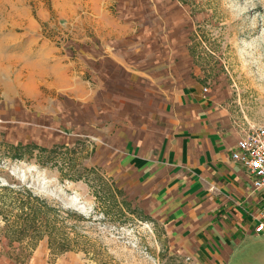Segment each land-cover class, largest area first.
Masks as SVG:
<instances>
[{
  "label": "rangeland",
  "instance_id": "1",
  "mask_svg": "<svg viewBox=\"0 0 264 264\" xmlns=\"http://www.w3.org/2000/svg\"><path fill=\"white\" fill-rule=\"evenodd\" d=\"M152 51L220 94L240 128L264 126V0H0V264H189L139 204L142 216L114 221L92 188L68 179L93 168L118 121L138 117L142 91L124 69L149 67ZM3 143L63 147L41 165L6 159ZM43 200L75 249L55 254L47 237L16 231L22 207ZM233 264H264V241Z\"/></svg>",
  "mask_w": 264,
  "mask_h": 264
},
{
  "label": "crops",
  "instance_id": "2",
  "mask_svg": "<svg viewBox=\"0 0 264 264\" xmlns=\"http://www.w3.org/2000/svg\"><path fill=\"white\" fill-rule=\"evenodd\" d=\"M154 52L149 67L124 69L142 91L132 94L138 117L118 121L91 167L161 220L189 264H233L246 244L264 241V192L230 155L245 129L220 94L178 74L171 52Z\"/></svg>",
  "mask_w": 264,
  "mask_h": 264
},
{
  "label": "trees",
  "instance_id": "3",
  "mask_svg": "<svg viewBox=\"0 0 264 264\" xmlns=\"http://www.w3.org/2000/svg\"><path fill=\"white\" fill-rule=\"evenodd\" d=\"M3 155L9 160H24L35 158L41 165L53 163L59 155V151L63 146L54 145L51 148L42 147L34 143H3ZM69 150L68 148H66ZM1 151V150H0ZM62 151V150H61ZM84 174L78 170V173L68 174V179L72 181L83 180L89 188H92L94 196L99 198L101 203L102 213L108 215L114 221L125 222L129 215L142 216V211L132 201L127 198L123 190L118 188L113 182L105 178L102 174L96 172L95 168H87L83 166ZM1 189L11 191L13 188L3 185ZM23 192L31 196L30 188L22 187ZM38 199V197H36ZM22 207V222L16 223L15 229L17 232L32 234L33 238L40 240L43 237L48 238L50 249L55 254H60L65 251L76 248V239L70 236L66 230L67 226L63 220L57 218V215L50 214L54 208H49L46 201L43 200V206H30L29 208ZM67 215L74 217H82L75 211L67 209ZM1 213V212H0ZM15 231V232H16ZM32 231V232H31Z\"/></svg>",
  "mask_w": 264,
  "mask_h": 264
},
{
  "label": "built area",
  "instance_id": "4",
  "mask_svg": "<svg viewBox=\"0 0 264 264\" xmlns=\"http://www.w3.org/2000/svg\"><path fill=\"white\" fill-rule=\"evenodd\" d=\"M243 131L230 152L231 159L247 171L253 188L264 192V126ZM259 216L264 225V204Z\"/></svg>",
  "mask_w": 264,
  "mask_h": 264
},
{
  "label": "bare ground",
  "instance_id": "5",
  "mask_svg": "<svg viewBox=\"0 0 264 264\" xmlns=\"http://www.w3.org/2000/svg\"><path fill=\"white\" fill-rule=\"evenodd\" d=\"M169 13V12H168Z\"/></svg>",
  "mask_w": 264,
  "mask_h": 264
}]
</instances>
